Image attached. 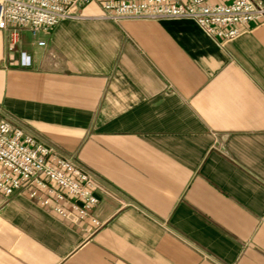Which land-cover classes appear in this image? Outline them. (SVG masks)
<instances>
[{
  "label": "crops",
  "instance_id": "0c3cea01",
  "mask_svg": "<svg viewBox=\"0 0 264 264\" xmlns=\"http://www.w3.org/2000/svg\"><path fill=\"white\" fill-rule=\"evenodd\" d=\"M79 14L0 28V108L98 201L80 219L0 193V264H264V22L220 44L188 18Z\"/></svg>",
  "mask_w": 264,
  "mask_h": 264
},
{
  "label": "built area",
  "instance_id": "2783aa9c",
  "mask_svg": "<svg viewBox=\"0 0 264 264\" xmlns=\"http://www.w3.org/2000/svg\"><path fill=\"white\" fill-rule=\"evenodd\" d=\"M91 1L0 0V28L7 25L26 27L36 35L63 19L79 17L80 9ZM97 1L102 7V16L114 21L127 18L191 19L220 44L235 39L243 25L264 22V5L254 0L229 3L209 0ZM15 36L16 31H13ZM97 187L90 171L61 154L39 135L25 131L0 108V193L9 196L27 188L30 196L39 198L42 205L62 215L67 214L68 207L82 219L98 201L93 192Z\"/></svg>",
  "mask_w": 264,
  "mask_h": 264
}]
</instances>
